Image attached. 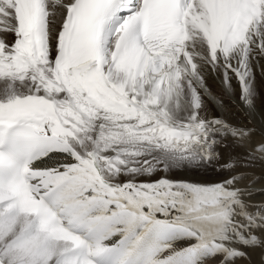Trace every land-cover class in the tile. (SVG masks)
Instances as JSON below:
<instances>
[{
    "label": "snow or ice",
    "instance_id": "1",
    "mask_svg": "<svg viewBox=\"0 0 264 264\" xmlns=\"http://www.w3.org/2000/svg\"><path fill=\"white\" fill-rule=\"evenodd\" d=\"M258 184L264 0H0V264H264Z\"/></svg>",
    "mask_w": 264,
    "mask_h": 264
},
{
    "label": "bare ground",
    "instance_id": "2",
    "mask_svg": "<svg viewBox=\"0 0 264 264\" xmlns=\"http://www.w3.org/2000/svg\"><path fill=\"white\" fill-rule=\"evenodd\" d=\"M235 112V110H233ZM236 118L243 120L244 116L242 113L236 112ZM259 172V170H257ZM188 176L193 175L191 172L187 173ZM179 178V177H177ZM197 178H204V179H209V180H216L219 179L220 177L217 176L216 173L214 172H207V173H200V176ZM257 188V192L255 195L252 197V200L254 202H260L264 201V192L260 191V189L264 188V185L258 184L255 186ZM251 257V259H238L234 262V264H261V250L259 248H248L245 249Z\"/></svg>",
    "mask_w": 264,
    "mask_h": 264
}]
</instances>
